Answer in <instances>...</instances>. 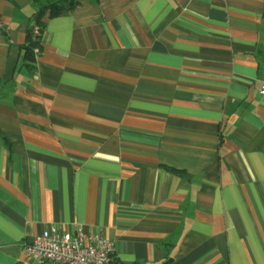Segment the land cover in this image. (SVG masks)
Returning a JSON list of instances; mask_svg holds the SVG:
<instances>
[{
  "label": "crops",
  "instance_id": "1",
  "mask_svg": "<svg viewBox=\"0 0 264 264\" xmlns=\"http://www.w3.org/2000/svg\"><path fill=\"white\" fill-rule=\"evenodd\" d=\"M0 0V264L46 229L111 264H264V0Z\"/></svg>",
  "mask_w": 264,
  "mask_h": 264
},
{
  "label": "built area",
  "instance_id": "2",
  "mask_svg": "<svg viewBox=\"0 0 264 264\" xmlns=\"http://www.w3.org/2000/svg\"><path fill=\"white\" fill-rule=\"evenodd\" d=\"M5 30L0 18V34ZM41 35L39 27L33 25V37ZM260 95H264V78ZM23 250L37 264H111L114 244L99 233L89 234L82 229L62 232L52 226L25 244Z\"/></svg>",
  "mask_w": 264,
  "mask_h": 264
},
{
  "label": "trees",
  "instance_id": "3",
  "mask_svg": "<svg viewBox=\"0 0 264 264\" xmlns=\"http://www.w3.org/2000/svg\"><path fill=\"white\" fill-rule=\"evenodd\" d=\"M76 7L75 0H58L42 7L38 12L34 13L29 27L27 43L23 47V61L27 64H33L35 58L41 54V36L33 37V25L39 27L43 33L45 22L47 19L61 15L65 11H70Z\"/></svg>",
  "mask_w": 264,
  "mask_h": 264
}]
</instances>
